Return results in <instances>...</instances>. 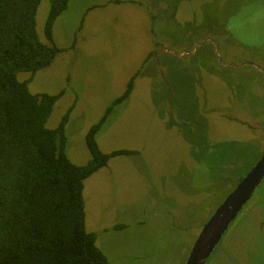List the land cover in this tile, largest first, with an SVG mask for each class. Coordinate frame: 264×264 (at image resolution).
Returning <instances> with one entry per match:
<instances>
[{
	"label": "rangeland",
	"instance_id": "obj_1",
	"mask_svg": "<svg viewBox=\"0 0 264 264\" xmlns=\"http://www.w3.org/2000/svg\"><path fill=\"white\" fill-rule=\"evenodd\" d=\"M161 9V10H159ZM49 1L36 13L43 28ZM31 94L62 93L46 127L65 154L111 157L84 181L85 227L108 264H185L205 223L264 154V0H69ZM29 78L19 73L18 81ZM118 226V228H114ZM205 264H264V179Z\"/></svg>",
	"mask_w": 264,
	"mask_h": 264
},
{
	"label": "trees",
	"instance_id": "obj_2",
	"mask_svg": "<svg viewBox=\"0 0 264 264\" xmlns=\"http://www.w3.org/2000/svg\"><path fill=\"white\" fill-rule=\"evenodd\" d=\"M41 1L0 0V264H108L95 233L85 227L83 187L111 157L132 153L105 154L95 140L112 107L129 96L132 80L87 131L90 159L82 166L71 163L64 152L71 109L55 129L46 127L62 93L28 90L34 74L60 53L52 29L69 0H48L46 44L36 32ZM19 73L29 78L20 82Z\"/></svg>",
	"mask_w": 264,
	"mask_h": 264
},
{
	"label": "water",
	"instance_id": "obj_3",
	"mask_svg": "<svg viewBox=\"0 0 264 264\" xmlns=\"http://www.w3.org/2000/svg\"><path fill=\"white\" fill-rule=\"evenodd\" d=\"M264 179V154L205 223L185 264H205L214 248Z\"/></svg>",
	"mask_w": 264,
	"mask_h": 264
},
{
	"label": "flooded vegetation",
	"instance_id": "obj_4",
	"mask_svg": "<svg viewBox=\"0 0 264 264\" xmlns=\"http://www.w3.org/2000/svg\"><path fill=\"white\" fill-rule=\"evenodd\" d=\"M159 10H161V9H159Z\"/></svg>",
	"mask_w": 264,
	"mask_h": 264
}]
</instances>
